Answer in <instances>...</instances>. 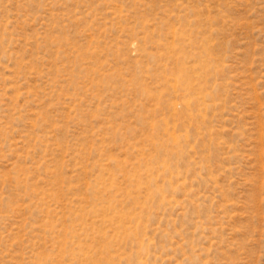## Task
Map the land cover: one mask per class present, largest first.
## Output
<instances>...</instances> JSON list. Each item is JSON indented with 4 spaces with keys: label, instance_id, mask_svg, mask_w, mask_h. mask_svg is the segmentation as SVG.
Here are the masks:
<instances>
[{
    "label": "rangeland",
    "instance_id": "374dc122",
    "mask_svg": "<svg viewBox=\"0 0 264 264\" xmlns=\"http://www.w3.org/2000/svg\"><path fill=\"white\" fill-rule=\"evenodd\" d=\"M0 264H264V0H0Z\"/></svg>",
    "mask_w": 264,
    "mask_h": 264
}]
</instances>
